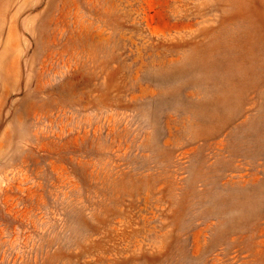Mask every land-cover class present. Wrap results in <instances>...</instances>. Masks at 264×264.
I'll use <instances>...</instances> for the list:
<instances>
[{"label":"rangeland","instance_id":"374dc122","mask_svg":"<svg viewBox=\"0 0 264 264\" xmlns=\"http://www.w3.org/2000/svg\"><path fill=\"white\" fill-rule=\"evenodd\" d=\"M0 264H264V0H0Z\"/></svg>","mask_w":264,"mask_h":264}]
</instances>
